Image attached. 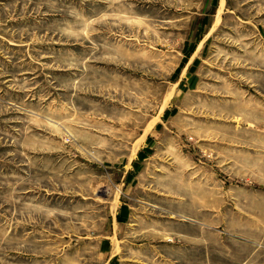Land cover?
<instances>
[{
	"label": "rangeland",
	"instance_id": "1",
	"mask_svg": "<svg viewBox=\"0 0 264 264\" xmlns=\"http://www.w3.org/2000/svg\"><path fill=\"white\" fill-rule=\"evenodd\" d=\"M0 264H264V0H0Z\"/></svg>",
	"mask_w": 264,
	"mask_h": 264
}]
</instances>
